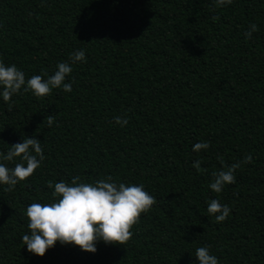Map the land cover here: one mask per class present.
<instances>
[{"label": "trees", "instance_id": "obj_1", "mask_svg": "<svg viewBox=\"0 0 264 264\" xmlns=\"http://www.w3.org/2000/svg\"><path fill=\"white\" fill-rule=\"evenodd\" d=\"M77 50L86 61L73 64ZM0 61L26 80L73 68L71 92L0 95V154L34 137L45 156L12 191L0 184V264H199V247L219 264H264V0H0ZM237 162L214 192L213 173ZM109 176L156 199L127 244L28 251L29 205L54 202L55 183ZM212 199L231 208L224 222Z\"/></svg>", "mask_w": 264, "mask_h": 264}, {"label": "clouds", "instance_id": "obj_2", "mask_svg": "<svg viewBox=\"0 0 264 264\" xmlns=\"http://www.w3.org/2000/svg\"><path fill=\"white\" fill-rule=\"evenodd\" d=\"M216 3L218 6L231 5L233 0H216ZM256 31L257 25L251 24L246 36L250 38ZM71 61L73 64L86 61L85 52L77 50L71 55ZM57 69L47 79L41 75H33L26 80L24 72L16 65L6 66L0 61V95L8 102L22 89L24 92L31 91L38 98L49 96L53 89L58 88L71 92V83H65L66 77L73 71L71 64L59 63ZM114 119L121 127L128 124L126 118L117 116ZM47 120L51 126L53 117L48 116ZM209 147L207 142L196 143L193 150L199 152ZM33 151L36 155H33ZM0 155H3L4 161L11 162L16 158L20 161L13 168L0 163V184L8 186L6 191H12L18 183L31 177L45 159L41 141L34 137L11 145L6 155ZM218 159L223 163L221 157ZM251 161L252 156L247 155L243 163ZM193 167L201 171V161H196ZM239 167L240 162H237L225 170L213 173L214 180L209 185L210 188L221 193L226 184L235 183L234 173ZM79 180V177H73L71 184L55 183L52 193L56 198L54 202L32 203L27 207L30 235H24L22 242L27 245L30 253L43 257L57 242L61 245H75L82 251L92 253L97 251L96 245L100 241L107 245L123 246L132 239V229L140 222L141 215L149 212L156 203L155 197L146 192L142 184H117L111 182V176L107 180H97L95 184L78 182ZM48 187L53 188L52 181L48 182ZM207 211L210 216L215 217L217 223H221L229 217L231 208L212 199ZM195 257L199 264H219L218 258L210 254L208 247L197 248Z\"/></svg>", "mask_w": 264, "mask_h": 264}]
</instances>
